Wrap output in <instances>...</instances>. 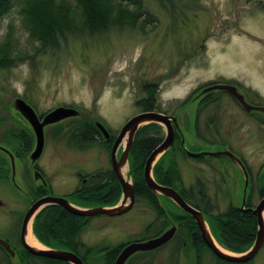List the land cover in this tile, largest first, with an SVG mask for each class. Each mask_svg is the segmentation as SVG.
Here are the masks:
<instances>
[{
  "label": "rangeland",
  "instance_id": "374dc122",
  "mask_svg": "<svg viewBox=\"0 0 264 264\" xmlns=\"http://www.w3.org/2000/svg\"><path fill=\"white\" fill-rule=\"evenodd\" d=\"M19 1L0 18V58L13 60L12 67L0 68V145L15 157L13 166L10 157L0 152V161L7 167L0 169V238L10 242L16 251L23 249L20 229L32 204L31 191L49 188L52 196L67 198L79 188L80 173L112 169L113 142L125 123L144 111L139 102L149 96L151 89L158 98L157 110L176 116L184 125L188 151L232 148L250 168L255 195L264 187V115L248 114L227 90L204 93L210 98L198 105L189 101L199 88L226 82L238 86L249 104L264 103V0L188 1L183 4L187 9L177 18L156 0H141L144 10L152 16L151 23L146 24L142 17L135 25H113L104 33L77 32L68 35L60 48L43 50L30 38L26 27L23 11L27 0ZM75 1L71 0L69 6L71 17L79 23L82 12ZM129 10L134 12L135 7ZM17 98L40 116L61 106L80 113L45 129V148L35 166L47 186L35 178L32 170L30 155L36 139L29 123L12 108ZM195 113L203 140L194 131ZM96 121L108 128L110 140H105ZM86 122L99 130L101 143L81 144L73 138V128ZM161 128L165 139V127ZM26 129L33 136V144L22 159L18 157L22 143L12 135H21ZM172 158L187 189L201 179L211 185L208 191L213 193L211 182L225 179L234 192H242L243 173L226 157L198 161L176 148ZM169 162L168 159L165 164ZM236 182L241 184L238 190ZM163 204L169 212L179 213L166 201ZM134 208L120 217L94 219L83 241L114 246L126 241L129 232L141 231L155 218L146 201L137 199ZM244 223L242 228H246ZM218 227L219 232L229 231L222 223ZM249 248L248 245L246 250ZM154 257L153 264L170 263L166 251ZM28 261L25 264L40 263ZM174 263L179 264L177 257ZM0 264H10L1 251ZM13 264H20L19 260ZM203 264L218 262L206 254ZM248 264H264V249Z\"/></svg>",
  "mask_w": 264,
  "mask_h": 264
},
{
  "label": "trees",
  "instance_id": "16d2710c",
  "mask_svg": "<svg viewBox=\"0 0 264 264\" xmlns=\"http://www.w3.org/2000/svg\"><path fill=\"white\" fill-rule=\"evenodd\" d=\"M156 1L164 11L169 13L173 18H177L187 9L183 4L194 0ZM17 2L20 1L0 0V18L15 8ZM75 2L80 5L82 12L79 23L71 17L72 6H69L71 0H27V2H24L23 15L26 27L30 38L40 44V49H58L68 35L76 34L77 32L104 33L113 25H122L123 23L135 25L142 17L146 24L152 21V16L144 10L141 0H76ZM130 7H135V11L131 12L129 10ZM12 65V58H0L1 69L10 68ZM149 93L146 99L139 102V105L143 106L145 112L153 111L159 106L157 104L158 98L155 94V89H151ZM20 134L18 136H13V134L12 137L16 142H18L16 137L20 139L22 153H19L18 157L24 159L31 151L33 136L27 129ZM197 135L200 139H204L203 134L199 130ZM72 136L81 144L101 143L99 138L100 132L91 122L74 127ZM163 140L162 128L159 124L146 125L138 131L129 153V164L135 186L136 199L146 201L149 207L158 215L159 219L164 217L163 206L160 202L164 197H158L149 189L144 179V168L150 154ZM106 145L110 147V144ZM173 154L174 150L172 148V150H169L160 158L153 170L154 178L163 186L175 187V185H179L180 188L186 190L182 172L176 161L172 158ZM168 159L170 162L166 165L165 162ZM6 168L5 163L0 161V169ZM84 177L85 181L81 183L79 188L73 194L67 196L71 202L81 207L111 206L118 203L121 197V186L113 169L98 170L91 174H85ZM45 189L39 192L31 191L32 203L40 197L51 193L49 188ZM197 190L199 191V186ZM182 212L183 215L181 216L180 214H175L176 220L185 218L189 221L188 224L194 225L195 223L192 218L184 211ZM250 218L251 221H245V234L242 235L240 232L236 233L237 231H232V251L243 252L248 248V245L251 246L253 244L257 232V218L254 215H250ZM233 222H235V225H232ZM242 223L243 221L237 217L228 223L227 226L242 229ZM88 224L89 218L76 216L59 206H49L37 216L34 223V233L42 244L50 248L66 249L69 251L79 250L80 248H86L79 238ZM246 244L247 248L245 249L242 246ZM88 250L91 254L95 253L94 248H89ZM0 251L8 259L9 263L12 264L10 255L1 246ZM16 252L20 264H25L26 260H39V264H69L67 262L33 256L25 249Z\"/></svg>",
  "mask_w": 264,
  "mask_h": 264
},
{
  "label": "water",
  "instance_id": "95a60500",
  "mask_svg": "<svg viewBox=\"0 0 264 264\" xmlns=\"http://www.w3.org/2000/svg\"><path fill=\"white\" fill-rule=\"evenodd\" d=\"M217 89L227 90L248 112H252L254 110L264 112V107H254L250 105L246 101L245 96L239 92L236 86L233 85H215L205 89L203 93ZM12 108H14L15 112H18L29 123L34 133L36 145L34 151L30 155L32 165L36 164L42 157L45 148L46 127L72 117L80 116V113L74 108L66 106L58 107L48 114L40 116L32 106L21 98H17L14 101ZM153 123L164 126L166 135L163 142L155 150H153L145 163L144 179L149 189L152 190L158 197H166L172 200L182 211L190 215L196 221L208 247L222 261L234 264H246L254 260L264 248V197L258 204L257 208L253 210V213L257 216V232L255 241L250 248L245 252L237 253L231 250H226L222 246L218 245L214 239H212L209 225L204 215L191 207L176 190L159 184L154 178V167L163 155H165L169 150H172L175 140L174 127L179 126L178 118L176 116L173 117L155 111L142 112L130 118L121 128L113 142L111 149V164L121 186V197L118 203L111 206L81 207L65 197H54L52 195L41 197L31 204L23 218L20 229V240L23 249L36 257L61 260L69 264H84L83 261L72 251L50 248L42 244L34 233L35 220L37 216L49 206H59L76 216L85 218L101 216L117 217L129 212L134 207L136 201L135 186L131 177L130 169H128L129 153L138 131L142 127ZM95 125L102 132L105 140H110L111 134L108 128L99 121H96ZM0 152L8 155L12 160L13 166L15 165V157L8 149L0 145ZM189 155L194 157L206 155L213 157H226L243 173L246 184L245 193L247 192L250 180L248 170L242 159L236 156L232 151L226 149L214 153L208 152L199 155L189 153ZM34 173L35 178L37 180H41L45 185L46 181L44 177L38 171ZM175 231L176 228H171L157 239L145 243H134L129 245L122 251L116 261V264H126L127 261L138 252H147L158 249L172 239ZM30 236H33L39 242L41 247L33 246L29 241ZM0 246L10 255L11 262L13 264L14 260L18 259L16 250L7 240L2 238H0Z\"/></svg>",
  "mask_w": 264,
  "mask_h": 264
},
{
  "label": "flooded vegetation",
  "instance_id": "af4514ba",
  "mask_svg": "<svg viewBox=\"0 0 264 264\" xmlns=\"http://www.w3.org/2000/svg\"><path fill=\"white\" fill-rule=\"evenodd\" d=\"M220 82L215 83H209L202 88H199L198 90L194 91L189 101H194L198 105L201 104L204 100L210 98L208 95H205L204 88L213 87L215 85H219ZM204 94V95H203ZM212 100H209L207 103L211 104ZM186 103V102H185ZM239 104V103H238ZM254 107H264L263 103H255L252 104ZM240 105V104H239ZM242 109L247 111L242 105H240ZM159 107V106H158ZM158 107L155 108V111L158 109ZM154 111V110H153ZM145 112V111H143ZM157 112H162L161 110H157ZM248 112V111H247ZM254 112V113H253ZM163 113V112H162ZM263 114L262 111L254 110L252 112H248V114ZM165 115H168L167 113H163ZM197 115L195 113L194 116V131L197 134L198 130L200 131L199 124L197 121ZM170 116V115H169ZM179 121V126L174 127L175 128V140L173 145V150L175 152V149L181 150L183 154H185L187 157L193 160L203 161L204 159H213V158H221L219 157H213V156H199L194 157L190 156L189 153H192L188 151L185 148V128L184 125ZM163 131V130H162ZM202 133V132H201ZM164 137V133H162ZM198 136V135H197ZM221 145V144H219ZM223 147V146H222ZM229 149V148H228ZM227 149V150H228ZM230 150V149H229ZM231 150H233L231 148ZM230 150V151H231ZM222 151V150H221ZM214 153V151H206L202 150L200 153H192V154H202V153ZM219 152V151H217ZM6 155V154H4ZM8 156V155H6ZM9 157V156H8ZM11 159V158H10ZM18 159V158H17ZM223 159V158H222ZM242 159V158H241ZM19 160V159H18ZM12 161V160H11ZM244 162L248 173H249V186L246 190V184L245 181H243V189L241 188L242 192H234V188L227 184L225 179L211 182V184L214 186L215 191L213 193H210L208 190L211 188V185L207 183L206 181H203L201 179H197L195 184H192L190 188H186V190H183L180 188L179 185H175V187H170L176 190L182 198L194 209L198 210L200 213L204 215L206 218L210 233L212 235V239L218 244V245H225L228 249L231 250L233 248L231 245V239H232V231H237L236 233H242L245 234L246 231L244 228L242 229H235L232 227L227 226L228 223H230L234 218H239L242 221H251L250 215H254L256 218L257 216L253 213V210L257 208L258 204L264 197V187L259 190V193L255 195V182L252 178V175L249 171V167L247 166L246 162L242 159ZM112 165V164H111ZM32 170L34 172L38 171L39 168L35 166V164L32 167ZM40 173V172H39ZM41 174V173H40ZM42 175V174H41ZM43 176V175H42ZM45 179V178H44ZM80 183L85 181L84 174H79ZM46 181V180H45ZM262 184V183H260ZM81 185V184H80ZM241 184H238L236 182L235 189L238 190L240 188ZM47 186V182L45 184ZM199 186V191L197 190V187ZM168 187V186H166ZM51 196V194H49ZM257 198V199H256ZM137 201V199H136ZM135 201V204H136ZM164 201H166L171 207H176V209L179 211L178 214L183 215V212L178 208V206L170 199L168 198H162L160 201L162 206H164ZM198 204V205H196ZM135 207V205H134ZM132 208L129 212L134 211L135 208ZM169 209H164V217L161 219L158 218V215L154 212L155 218L153 221L147 225L144 229L141 231L133 230L129 232L127 240L124 242H120L118 244L109 245L105 243H99L89 245L85 243L82 239V237L85 235L84 233L86 229L90 226L92 221L98 217H91L89 218V224L85 227V229L82 231L79 240L86 246V248H80L79 250H72L73 253H75L84 264H116L117 259L119 258L122 251L128 247L131 244L134 243H145L154 239H157L161 237L163 234L166 233L171 228H176V231L170 241H168L165 245L159 247L158 249H155L153 251H147V252H138L135 255H133L126 264H153V260L156 258L153 256L156 255L159 252L166 251L167 258L170 260V263L168 264H175V258L177 257L179 264H203L206 261V254L211 255L213 257V260L215 262H218V264H234L229 263L226 261H222L220 258H218L212 250L208 247L196 221L192 218L194 221V225L188 224L189 221L185 218L176 220L175 214L173 212H169ZM125 213V214H127ZM123 214V215H125ZM121 215V216H123ZM232 216V218H231ZM102 217V216H101ZM120 217V216H117ZM84 218V217H82ZM113 218V217H111ZM222 223L225 226L229 228L230 233L228 232H219L220 228L218 225ZM232 225H235V222L232 223ZM256 238V236H255ZM254 238V241H255ZM21 242V240H20ZM10 243V242H9ZM11 244V243H10ZM241 246V245H240ZM23 247V246H22ZM242 247H247L246 245H243ZM89 248L95 249V253L91 254L88 252ZM117 248V249H116ZM180 249V250H179ZM264 249V248H263ZM232 251V250H231ZM239 253V252H237ZM185 254V255H184ZM177 255V256H176ZM257 257V256H256ZM256 259V258H255ZM254 259V260H255ZM54 260V259H53ZM184 260V261H183ZM61 261V260H58ZM253 261V260H252ZM250 261V262H252ZM64 262V261H62ZM172 262V263H171ZM248 264V263H247Z\"/></svg>",
  "mask_w": 264,
  "mask_h": 264
},
{
  "label": "bare ground",
  "instance_id": "6f19581e",
  "mask_svg": "<svg viewBox=\"0 0 264 264\" xmlns=\"http://www.w3.org/2000/svg\"><path fill=\"white\" fill-rule=\"evenodd\" d=\"M29 241L33 246L41 247L39 242L33 236L29 237Z\"/></svg>",
  "mask_w": 264,
  "mask_h": 264
}]
</instances>
